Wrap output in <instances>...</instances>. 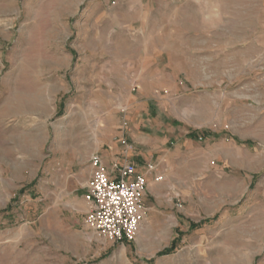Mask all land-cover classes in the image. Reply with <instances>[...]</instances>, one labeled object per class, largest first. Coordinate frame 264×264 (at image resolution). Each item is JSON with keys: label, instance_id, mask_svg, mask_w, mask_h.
<instances>
[{"label": "rangeland", "instance_id": "1", "mask_svg": "<svg viewBox=\"0 0 264 264\" xmlns=\"http://www.w3.org/2000/svg\"><path fill=\"white\" fill-rule=\"evenodd\" d=\"M162 69L142 228L109 242L66 177ZM0 264H264V0H0Z\"/></svg>", "mask_w": 264, "mask_h": 264}, {"label": "crops", "instance_id": "2", "mask_svg": "<svg viewBox=\"0 0 264 264\" xmlns=\"http://www.w3.org/2000/svg\"><path fill=\"white\" fill-rule=\"evenodd\" d=\"M156 71L157 73L155 75H161V77L156 80L154 74L151 73L152 75H149L151 81H148V77L144 76L145 73L142 70L139 71L138 77L140 78H137V91L143 92L144 94L135 100H131L128 110L125 107L121 108L122 120L120 118H110V120L106 121L107 123L105 125L98 127L100 138L97 142V155L101 158L105 170L111 178L117 176L118 169L125 160L132 162L137 172H141L139 168L141 164L144 162L145 164L149 163L147 162L149 156L154 152L161 151L160 148H152L150 146L151 143L149 141H153L151 137L153 134L152 128L154 126L156 127L158 121L155 119L154 112L150 107V104H152V96L144 97L146 92L150 93L151 91L158 92L160 90L172 89L174 87V79L173 84H171L170 72H165L164 69L162 71ZM166 74L168 75L165 78ZM167 124L169 126L176 125L173 124V120H169ZM162 144H164L163 141ZM156 146L159 147L158 145ZM134 149L137 152H134ZM92 169L90 165L80 167L77 171L70 169V174L66 177L72 185L76 184L77 187L74 185L76 189H72L70 196L72 197L73 203L79 207L77 210L84 213L88 208L84 195L87 191Z\"/></svg>", "mask_w": 264, "mask_h": 264}, {"label": "built area", "instance_id": "3", "mask_svg": "<svg viewBox=\"0 0 264 264\" xmlns=\"http://www.w3.org/2000/svg\"><path fill=\"white\" fill-rule=\"evenodd\" d=\"M90 166L93 169L84 195L88 205L84 227L109 242H132L144 220L142 199L148 184L146 175L125 160L117 176L111 178L97 154L92 155Z\"/></svg>", "mask_w": 264, "mask_h": 264}, {"label": "trees", "instance_id": "4", "mask_svg": "<svg viewBox=\"0 0 264 264\" xmlns=\"http://www.w3.org/2000/svg\"><path fill=\"white\" fill-rule=\"evenodd\" d=\"M173 124H176V125H177V122L173 121ZM199 136H200V137H198V133H197V132H190V133L187 135L188 138H190V139H192V140H197V139H199V138H201V137L204 138V139H206V138H210V137H211V134H210L209 132H204V131H202V132L200 133ZM9 209H10V206H8V207H7L6 209H4L3 211H8ZM217 217H218V215L215 216V217H213V218L203 219L202 221H200V222H198V223H189V224H190V226H189V232H190V231H196V230L202 228V226L205 225V224H211L212 222H214V221L217 220ZM175 232H176L177 234H179V236H178V237H174V238L172 239V242H171V244H170V246H169L168 248H166V249H164V250L158 252L157 255H156V258H157V257H162V256L170 255V254H172V252L176 249L177 244H178L179 241H180L179 238H180L181 235H180V233H178V232H179L178 229H176ZM154 260H155V258L149 260L148 262H149V263H153Z\"/></svg>", "mask_w": 264, "mask_h": 264}]
</instances>
